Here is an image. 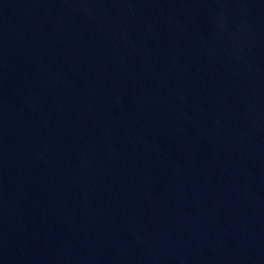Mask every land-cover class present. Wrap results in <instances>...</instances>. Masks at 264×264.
<instances>
[{
    "label": "water",
    "instance_id": "1",
    "mask_svg": "<svg viewBox=\"0 0 264 264\" xmlns=\"http://www.w3.org/2000/svg\"><path fill=\"white\" fill-rule=\"evenodd\" d=\"M0 264H264V0H0Z\"/></svg>",
    "mask_w": 264,
    "mask_h": 264
}]
</instances>
